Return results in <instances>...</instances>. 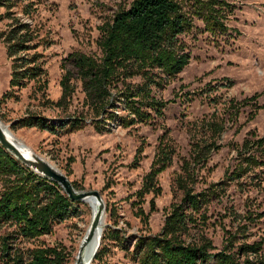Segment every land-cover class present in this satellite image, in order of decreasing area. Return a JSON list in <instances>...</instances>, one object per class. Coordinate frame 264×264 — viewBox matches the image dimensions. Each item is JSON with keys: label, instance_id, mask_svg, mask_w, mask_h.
<instances>
[{"label": "rangeland", "instance_id": "rangeland-1", "mask_svg": "<svg viewBox=\"0 0 264 264\" xmlns=\"http://www.w3.org/2000/svg\"><path fill=\"white\" fill-rule=\"evenodd\" d=\"M132 1L37 0L33 19H24L42 39L37 51L42 54L46 83L39 89L32 81L20 89H9L10 60L0 40V122L31 152L63 174L67 170L68 179L80 192L100 194L105 207L104 239L98 250L104 249L91 264H134L130 252L135 239L158 234L171 205L181 201L176 181L185 175V162L190 164L194 191L218 183L216 199L201 218L204 224L192 236L201 230L216 250L222 248L227 232L238 233L239 243L263 242L264 164L240 178L231 179V173L240 161L238 150L243 141L252 139L251 135L264 136V109L252 118L254 109L243 103L260 94L256 103L264 105V0H229L232 13L223 35L205 32L203 24L195 20L197 29L183 36L190 62L159 94L170 101L161 117L98 133L76 78L64 106L55 105L61 97L62 75L73 70L69 63L62 67L64 59L72 53L99 59V27ZM7 23L0 16V32ZM28 114L48 120L79 117L84 122L78 130L63 129L55 134L36 128L10 129ZM116 114L124 116L119 109ZM209 123L222 132L214 138L216 148L194 166L192 143L211 142L214 133L208 131ZM159 145H166L172 153L169 165L155 177L154 185L159 188L155 194L145 190L144 176ZM76 203L77 211L71 217L54 225L51 234L24 242L23 250L38 246L62 249L71 264L94 216L87 202ZM10 230L0 229V243ZM9 251L4 257L0 251V264ZM260 255L264 258V244Z\"/></svg>", "mask_w": 264, "mask_h": 264}, {"label": "trees", "instance_id": "trees-1", "mask_svg": "<svg viewBox=\"0 0 264 264\" xmlns=\"http://www.w3.org/2000/svg\"><path fill=\"white\" fill-rule=\"evenodd\" d=\"M36 5L37 0H0V9H3L0 16L8 20L7 28L0 32V40L10 60L8 85L11 90L20 89L31 81L38 89L46 83L42 54L37 51L42 39L24 19H33ZM231 13L229 0H133L128 8L117 10L99 27L98 45L102 53L99 59L81 53H72L64 59L62 67L69 63L73 70H66L62 75L61 97L55 105L64 106L73 92L71 81L76 78L98 133H109L117 125L126 128L161 117L170 101L163 100L159 94L190 62L183 36L197 29L195 20L203 24L205 32L223 35L228 30L226 21ZM133 79L138 82L132 83ZM259 96L256 94L243 102L254 109L252 118L264 109V105L256 103ZM118 109L124 116H117ZM83 122L79 117L48 120L28 114L10 129L36 128L55 134L63 129L78 130ZM214 126L210 123L207 126L208 131L214 133L211 142L192 143L190 160L194 166L216 148L214 138L221 134L222 128ZM251 136L252 139L246 138L238 150L241 157L231 179L240 178L253 167L264 164V136ZM171 153L166 145H159L150 170L144 176L146 191L159 193L154 180L169 165ZM189 166L188 162L184 163L185 175L176 181L182 192L181 201L171 205L161 231L135 239L130 252L134 264H264L260 255L264 240L239 243L238 233L227 232L222 248L216 250L201 230L192 236V231L204 224L201 218L216 199L218 183L194 191ZM65 175H69L67 170ZM76 204L56 182L26 167L0 145V229L11 228L1 239V256L10 250L2 264H69L62 249L38 246L23 250L22 245L51 234L54 225L77 211ZM103 239L102 235L100 245ZM103 249L96 252L92 262L98 260Z\"/></svg>", "mask_w": 264, "mask_h": 264}, {"label": "water", "instance_id": "water-1", "mask_svg": "<svg viewBox=\"0 0 264 264\" xmlns=\"http://www.w3.org/2000/svg\"><path fill=\"white\" fill-rule=\"evenodd\" d=\"M1 124L2 123L0 122V145L20 163L24 164L26 167L30 168L41 176L56 182L62 188L68 198L74 202H83L86 197H94L99 201H102L100 194L97 191L80 192L75 190L68 177L61 171L54 169L46 160H44V158L36 154L30 156L26 153H23L22 149L17 145V143L10 139V135L13 136L12 133L9 130H3ZM102 210H105L104 204L100 208V211L97 213V215L90 222L87 235L84 237V240L78 251L77 264H83L84 261L90 262L87 261L89 260L88 258L81 256L82 248L86 246V244L96 232Z\"/></svg>", "mask_w": 264, "mask_h": 264}, {"label": "bare ground", "instance_id": "bare-ground-1", "mask_svg": "<svg viewBox=\"0 0 264 264\" xmlns=\"http://www.w3.org/2000/svg\"><path fill=\"white\" fill-rule=\"evenodd\" d=\"M1 127L3 130H6V131L9 130L4 124H1ZM10 139L17 143V145L22 149L23 153H26L27 155H30V156L35 155V153L31 152L27 146H25L24 144L19 142L14 136L10 135ZM44 160H46V159H44ZM47 162L54 169H56L57 171H60L58 168L54 167L49 161H47ZM83 202H87L89 204L90 208L92 209L93 215H94L93 218L97 215V213L100 211V208L104 204L103 201H99L98 199H96L94 197H86ZM103 218H104V210H102L101 217H100L96 232L94 233L93 237L89 240V242L86 244V246H84L82 248L81 256L88 258L89 260H87V261H90V262L84 261L83 264H91L94 255L98 251V248L100 246V240L102 237V232H103ZM88 229H89V226L86 230L85 236L87 235ZM84 237L80 243V246L84 240ZM77 255H78V253H77ZM72 264H77V256H76V258Z\"/></svg>", "mask_w": 264, "mask_h": 264}]
</instances>
